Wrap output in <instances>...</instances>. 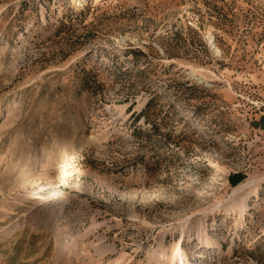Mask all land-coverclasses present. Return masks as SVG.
Here are the masks:
<instances>
[{
  "label": "rangeland",
  "instance_id": "obj_1",
  "mask_svg": "<svg viewBox=\"0 0 264 264\" xmlns=\"http://www.w3.org/2000/svg\"><path fill=\"white\" fill-rule=\"evenodd\" d=\"M177 261L264 264V0H0V264Z\"/></svg>",
  "mask_w": 264,
  "mask_h": 264
},
{
  "label": "trees",
  "instance_id": "obj_2",
  "mask_svg": "<svg viewBox=\"0 0 264 264\" xmlns=\"http://www.w3.org/2000/svg\"><path fill=\"white\" fill-rule=\"evenodd\" d=\"M244 178V176H243V174H241V173H235V174H232V176H231V182L233 183V184H237V183H239L242 179Z\"/></svg>",
  "mask_w": 264,
  "mask_h": 264
},
{
  "label": "bare ground",
  "instance_id": "obj_3",
  "mask_svg": "<svg viewBox=\"0 0 264 264\" xmlns=\"http://www.w3.org/2000/svg\"><path fill=\"white\" fill-rule=\"evenodd\" d=\"M16 50V49H15ZM8 105H10V104H8ZM9 107V106H8ZM218 245V243L216 242V241H210L208 244H207V246L208 247H216ZM180 258V257H179ZM176 264H183V261H177V263Z\"/></svg>",
  "mask_w": 264,
  "mask_h": 264
}]
</instances>
